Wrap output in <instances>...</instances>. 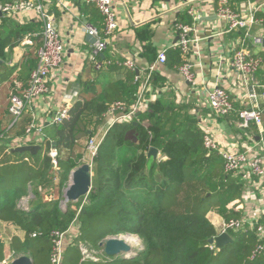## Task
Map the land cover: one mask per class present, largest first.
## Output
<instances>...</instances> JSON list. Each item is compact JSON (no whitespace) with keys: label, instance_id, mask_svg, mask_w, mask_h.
<instances>
[{"label":"trees","instance_id":"obj_1","mask_svg":"<svg viewBox=\"0 0 264 264\" xmlns=\"http://www.w3.org/2000/svg\"><path fill=\"white\" fill-rule=\"evenodd\" d=\"M6 2L10 0L3 4ZM257 17L264 19V13H258ZM6 24L5 18L1 28ZM38 29L37 25L30 24L10 30L6 36L0 33V58L6 57L7 47L11 50L26 34L39 32ZM12 38L15 42H11ZM260 55L263 65L256 78L258 92L262 93L264 53ZM30 57L32 60L21 65L31 74L38 59L33 54ZM99 60L106 66L105 60L101 57ZM167 61L181 66L179 51H170ZM105 68L124 80L110 82L101 89L95 84L83 83L68 118L54 126L40 144L35 143L41 146L35 155L11 152L12 139L11 146L7 141L0 145V225H11L23 234L22 239L13 236L6 244L0 239V263L27 249L33 264H52L51 234L57 231L70 234L65 241L62 264H264V254L250 259L259 245L254 232L229 231L234 239L231 248L220 250L209 244L220 233L208 213L218 212L225 222L241 219V215L229 211L227 206L242 197L246 179L243 174L227 172L217 152L209 154L205 150V132L192 115V107L177 103L172 92H161L132 121L116 123L107 130L93 159V183L88 196L78 204L69 203L65 211L57 200H46L44 189L58 179L59 187L52 188L53 194L58 195L71 171L83 164V143L108 128L104 116L109 108L121 102L129 112L136 104L139 87L135 83L136 72L116 64ZM158 80L152 77L151 84L161 88L163 85ZM234 107L227 116L231 114L240 123L239 114L245 108L241 104ZM20 125L18 121L13 128ZM237 127L234 132L244 137L242 141L254 142L258 136L255 124ZM23 134L24 129L17 133ZM53 148L57 152L58 170L53 168L50 156ZM151 148L161 154L156 160L148 157ZM24 197H32L27 210L20 207ZM123 233L137 236L145 244V251L136 259L83 260L78 242L96 246L104 237Z\"/></svg>","mask_w":264,"mask_h":264},{"label":"crops","instance_id":"obj_2","mask_svg":"<svg viewBox=\"0 0 264 264\" xmlns=\"http://www.w3.org/2000/svg\"><path fill=\"white\" fill-rule=\"evenodd\" d=\"M3 1L7 0H0V4H3ZM20 1L10 0L8 3ZM41 4L47 13L53 16L64 42L66 49L64 63L51 76L50 90L46 98L38 103L33 112H26L19 121L22 126L13 128L15 123L8 112L9 98L11 94H21L28 83L30 73L28 68L23 69L21 64L32 60L30 54L37 58V51L41 46L40 34L44 26L36 11L21 12L11 18L1 12L0 33L2 36H6L10 30L12 32L18 27L30 24L37 25L39 32L26 34L11 50L9 47L5 49V58H0V133H2L0 145L7 141L6 143L11 146V139L26 138V129L33 120L37 126L43 128L42 134L35 132L25 139L22 146L40 144L41 140L52 133L53 116L60 109L65 107L70 109L77 102L83 83L89 82L95 84L97 89H101L110 82L123 79L114 71H105L107 65L116 64L118 67H123L122 62L131 58L135 60L139 70L145 73L156 64L158 51L167 50V55L170 51H178L173 48L178 38L176 25H192L193 18L189 12L194 9L201 17L195 24L191 37L198 41L193 44L186 58L193 66L194 81L188 82L183 77L180 65H173L171 61H167L165 65H157L152 73V77H158V84L163 86L160 88V85L157 86L155 83L151 85L152 89L147 98L151 104L162 93L172 92L176 96L177 103L182 102L192 107L191 113L195 116L198 125L207 121L205 124L210 134L223 150L236 153L248 152L250 155L262 154L264 92H258L260 90L256 78L258 71L249 80L248 88H245L238 75L230 69L234 50L243 34L240 30L230 31L229 24L218 18L217 0H113L118 29L111 38H108V49L101 55V59L107 62L103 72L97 71L89 58L94 44L88 40L87 37L90 35L85 30V24H91L98 30H103L102 16L96 6L86 3V0H41ZM231 7L236 12H243L247 6L245 0H231ZM259 13L263 14V12ZM5 18L7 24L2 29ZM100 32L103 34V31ZM253 33L264 37V22L256 24L253 27ZM13 38L11 42H15ZM39 38L40 40H37ZM28 40H31L33 44H27ZM149 48L156 53L153 54ZM251 52L261 57L264 47L252 48ZM181 58L183 64L182 55ZM108 62L111 63L108 64ZM214 87H221L229 92L233 107L241 104L247 110H262L263 123L262 126H257L258 136L254 142H249V139V143L242 141L244 137L239 133L235 134L234 128L238 129L237 126L240 124L231 114L226 117L210 118L211 111L207 95ZM261 90L264 91L263 88ZM75 93L78 96L71 99ZM22 129H24L23 136L17 135ZM160 156L159 153L158 157ZM245 179L246 188L242 197L231 201L227 209L241 215V218L257 219L261 216L264 218V179L258 176H252L249 180ZM208 218L220 233L225 219L215 211H210ZM13 236L22 239L23 234L11 225H0V239L4 244L8 243Z\"/></svg>","mask_w":264,"mask_h":264},{"label":"built area","instance_id":"obj_3","mask_svg":"<svg viewBox=\"0 0 264 264\" xmlns=\"http://www.w3.org/2000/svg\"><path fill=\"white\" fill-rule=\"evenodd\" d=\"M245 2L247 6L246 10L243 12H236L231 7V0H217V16L219 19L229 24L230 31H242L243 35L240 43L234 50V56L230 62V69L238 75L244 83V87L248 88L249 80L263 65L262 58L253 55L251 49L263 46L264 37L262 35H255L253 33V27L256 24L264 22V19L257 17L259 12L264 13V1L245 0ZM86 3L96 6L103 20V34L93 25L85 24L86 33L96 38L89 58L95 64V69L100 71L104 65L99 58L108 49V38H111L118 29V19L114 10L113 0H86ZM26 11H36L44 27L40 35L41 46L37 51V66L31 72L30 79L26 87L22 90V93L11 94L9 98L8 112L14 123L20 121L27 111L33 112L37 108L38 103H40L43 98H46L50 90L49 80L53 73L62 67L66 56L65 45L55 25V20L53 16L49 15L44 9L41 0H21L13 4H0V12L9 18ZM189 13L193 18L192 25H176L179 39L173 48L178 50L184 58V62L180 67L181 74L188 82H193L195 79L192 71L193 66L186 58L193 44L198 41L196 38L191 37V34L194 31L195 24L200 20L201 16L197 10L194 9H191ZM27 44L32 45L33 42L28 40ZM166 62L167 50H162L159 53L156 64L151 66L148 72L145 73L139 70L135 60L131 58H127L122 62L123 67L137 72L135 83L138 84L139 87L136 95V104L129 112H127L126 106L121 102H117L109 108L104 116L108 128H104L106 131L101 129L95 138L85 143V150L87 154H89L90 159L86 160L84 158L83 164L93 165V159L110 127L116 123L132 121L139 112L145 110V108L149 106L150 100L147 98V95L152 89V73L155 71L157 65H165ZM110 63L111 62H108V64ZM77 96L78 94L75 93L71 99ZM252 97H254V95ZM207 102L211 111L210 118L227 116L234 108L229 92L221 87H214L208 92ZM68 112V107L60 109L53 116L51 125L56 126L61 124L62 121L68 118ZM239 115L241 119L239 123L241 128H248L250 124H255L258 127L262 126L263 112L260 109H245L242 110ZM206 122L207 121L204 123L202 122L199 125L205 132L204 148L209 154L217 152L222 157L227 172L243 174L248 180L252 176H258L264 179V145L262 146V154L255 155H250L248 152L236 153L223 150L218 145L215 138L210 134L205 124ZM42 131L43 128L37 126L33 120L26 129V138L35 132L42 134ZM26 138L15 139L13 141V149L22 146ZM50 156L53 159V168L58 170L56 162L57 152L54 148ZM229 231H243L245 233L247 231L254 232L259 240V245L254 250L250 259L255 260L258 256L264 254V218L262 216L257 219L242 217L238 220L225 222L220 234L228 233ZM68 233L69 232L62 233L56 231L51 234L52 247L50 259L52 264H62L65 241L68 238ZM33 237H36V234L33 235ZM13 260H15L14 255H10L7 260L0 264H12ZM83 260L97 261L85 258L84 256ZM106 260L109 261V258L104 256L101 261Z\"/></svg>","mask_w":264,"mask_h":264},{"label":"water","instance_id":"obj_4","mask_svg":"<svg viewBox=\"0 0 264 264\" xmlns=\"http://www.w3.org/2000/svg\"><path fill=\"white\" fill-rule=\"evenodd\" d=\"M2 13L0 12V16ZM92 44L96 42V38L87 37ZM178 39L176 42H178ZM264 47V42H263ZM55 146V144H54ZM41 146L38 145H29V146H20L11 150L13 153H24L29 152L32 155H35L39 152ZM159 156V151L156 148H151L148 157L154 158L155 160ZM93 183V168L89 164H82L80 167L74 169L70 174V184L67 187V190L64 195V204L67 206L69 203L78 204L82 198H85L89 195L92 189ZM234 243V239L228 233H222L216 238H213L209 241V244L214 246L217 249H223L231 246ZM100 251L103 255L109 258V261H132L138 257L129 256L128 246L121 241L105 238L100 243ZM12 264H33V260L27 256H19L16 258Z\"/></svg>","mask_w":264,"mask_h":264},{"label":"rangeland","instance_id":"obj_5","mask_svg":"<svg viewBox=\"0 0 264 264\" xmlns=\"http://www.w3.org/2000/svg\"><path fill=\"white\" fill-rule=\"evenodd\" d=\"M83 147H84V158L86 160H89L90 156H89V154H87V152L85 150V143H83ZM69 179H70V174H69L68 180L65 182V184L60 187V191H59L58 195H54L53 191H52V188L59 187V185H58L59 184V180L58 179H55L54 182L52 183V185L50 184L49 187L44 189V191H43L47 201L57 200V202L59 203L60 208L62 210H64V211L67 209V206H65V204H64V195H65V192H66L67 187L69 185L68 184ZM31 198L30 197H24V198L21 199V201H20L22 203V204H20L21 209H24V210L28 209V207H29L28 206V202H29V200ZM230 204H231V202L228 204V206ZM73 209H76V208L74 207ZM71 231H73V229H71ZM122 235H123L122 237H127L128 236L127 234H124V233ZM69 236H70V234L68 233V238H69ZM71 236H72V234H71ZM131 237H133L135 239L136 243L132 242V244H130V243H128V244L131 246L132 253L133 254H138L139 253L138 254V256H139L145 251V249H146L145 248V244L143 246L142 240L140 238H138L137 236H131ZM104 238H106V237H104ZM77 247L80 248L79 250L82 253V256H84L85 258H90V259H94V260H97V261H99V260L101 261L102 260V257L98 258L97 256L93 255L90 252V250L88 249V248H95V249L100 251L99 243L96 246H90L88 243H82V242L79 243L78 242ZM81 247H82V249H81ZM229 248H231V247L229 246ZM28 253L29 252H28L27 249H23L20 252H18L16 254V256H14V257H15V259L18 258L19 256H27V257H29Z\"/></svg>","mask_w":264,"mask_h":264},{"label":"bare ground","instance_id":"obj_6","mask_svg":"<svg viewBox=\"0 0 264 264\" xmlns=\"http://www.w3.org/2000/svg\"><path fill=\"white\" fill-rule=\"evenodd\" d=\"M68 184H70V179H69ZM127 235H128V236H127ZM127 235H126L127 237H122L123 235L119 234L118 236H111V237H107V238H109V239H114V240H118V241H121V242H124V243L128 246V248H129V250H130V251H129V256H131V257H135V256H137V254H133V253H132L131 246H130L128 243L132 244V242L136 243V241H135V239H134L133 237H131L132 235H130V234H127ZM125 239H126V240H125ZM90 252H91L93 255H95V256H98L99 253H100V254H103L101 251H100V252H96V251L90 250Z\"/></svg>","mask_w":264,"mask_h":264}]
</instances>
